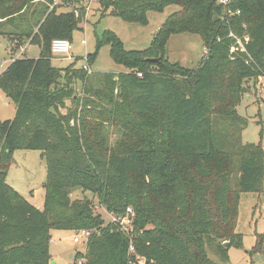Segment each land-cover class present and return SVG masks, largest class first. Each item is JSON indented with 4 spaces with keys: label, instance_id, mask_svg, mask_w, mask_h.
<instances>
[{
    "label": "trees",
    "instance_id": "obj_1",
    "mask_svg": "<svg viewBox=\"0 0 264 264\" xmlns=\"http://www.w3.org/2000/svg\"><path fill=\"white\" fill-rule=\"evenodd\" d=\"M53 1L0 0V19L22 26L16 46L27 39L40 50L0 69V91L15 105L12 119H0V264H49L51 231L82 230L90 235L75 264H139L136 256L143 264H228L229 250L243 247L239 197L264 190V148L242 144L247 121L236 113L248 82L264 79V0H98L102 17L140 25L150 11L179 7L144 51H126L110 31L97 38L96 50L109 46L127 69L120 74L52 65V40L72 41L88 0H59L71 8L59 14ZM179 34L201 39L196 68L168 61V40ZM95 56L87 54L88 66ZM218 100L225 130L212 118ZM16 149L45 154L41 211L6 183ZM75 191L83 198L72 199ZM94 201L116 216L131 207L133 239L104 223ZM259 236L251 252L264 255Z\"/></svg>",
    "mask_w": 264,
    "mask_h": 264
},
{
    "label": "rangeland",
    "instance_id": "obj_2",
    "mask_svg": "<svg viewBox=\"0 0 264 264\" xmlns=\"http://www.w3.org/2000/svg\"><path fill=\"white\" fill-rule=\"evenodd\" d=\"M178 9L179 7L170 5L160 13L150 11L146 15L147 24L140 25L133 22H124L115 16L105 15L102 17V9L98 0H88L83 20L79 25L81 29L74 32L70 42L71 50L69 54L51 56V63L59 68H68L69 65L73 64V68L80 69L85 65V55L96 52L94 62L89 66L91 72L127 73L125 67L111 60L109 46L104 45L96 50L97 38L104 31H110L120 40L126 51H144L150 45L162 23ZM26 41L27 39L24 40V43ZM81 41H85V46L81 44ZM237 44L239 48H243L239 39ZM167 50V58L170 63L177 62L188 69L196 68L206 52L201 39L197 35L192 34L172 35L168 40ZM37 51L39 52L38 47L30 46L24 56L26 55L27 58L34 57ZM66 56L73 57V61L60 60V58ZM8 59L9 56L6 51L1 48L0 61ZM246 87V93L236 108L237 115L247 121L241 132L240 139L243 145L254 144L264 148V79L259 78L250 81ZM73 89L74 93L81 97L82 85L80 83L75 84ZM66 104L71 107L70 100ZM214 105L215 110L212 112L213 121L220 130H225L227 114L223 107L224 101L220 103L218 100ZM62 113H65V110H62ZM14 114V103L0 91V119L2 121L10 120L14 117ZM109 138L110 142L113 143L115 138L111 132L109 133ZM11 160L7 169L6 183L36 209L43 210L44 189L42 184L46 178L45 154L37 150L16 149L11 156ZM137 168L138 163H135L132 170L136 171ZM136 176L137 174H133V178H136ZM83 196L80 191H75L71 197L72 199H80ZM85 196L89 199L92 198L90 194H85ZM127 209H131V212L126 210L122 216L130 218L127 220V223H130L131 219H134L135 214L131 207ZM94 211L102 217L104 223L109 222L108 214L110 212L99 206L96 201H94ZM235 232L242 235L243 247L239 250L233 248L229 250L228 264H264L263 254L251 252L257 234H260L259 240L262 247H264V190L259 194L242 193L240 195ZM73 237L74 232L51 231L49 244L51 261L49 264H75L76 254L82 253L84 247L82 243H73ZM128 237L130 240L133 239V235ZM210 257L217 261V258L213 255L210 254ZM135 260L139 264H143L141 258L136 256Z\"/></svg>",
    "mask_w": 264,
    "mask_h": 264
},
{
    "label": "crops",
    "instance_id": "obj_3",
    "mask_svg": "<svg viewBox=\"0 0 264 264\" xmlns=\"http://www.w3.org/2000/svg\"><path fill=\"white\" fill-rule=\"evenodd\" d=\"M53 7H56V13L57 14L65 13V12H68L71 10V8H68L67 6L60 4L59 0L53 1V5L50 7V9ZM21 27L22 26L20 25V23L16 19H13L12 21H9V20L6 21L5 19H0V49L1 48L4 49L7 53V55L9 56L8 60L0 61L3 64V66L0 67L1 71H3L9 65V63L11 61H13L14 59L23 58V57L27 58V56L26 55L24 56V54L27 53V50H29V47L30 46H36V45L30 44L29 40H27L24 43V45H22L21 47L16 46V44H17L16 36H17L18 32L20 31ZM35 31H36V29H35ZM83 46H85V45H83ZM36 47H38V46H36ZM38 49H39V47H38ZM39 52H40V50H39ZM39 52L37 51L36 55L34 57H31V58H33V59L38 58ZM60 60H62V61L67 60V61L72 62L73 57L66 56L64 58H60Z\"/></svg>",
    "mask_w": 264,
    "mask_h": 264
},
{
    "label": "built area",
    "instance_id": "obj_4",
    "mask_svg": "<svg viewBox=\"0 0 264 264\" xmlns=\"http://www.w3.org/2000/svg\"><path fill=\"white\" fill-rule=\"evenodd\" d=\"M229 1L230 0H217V2L222 5H227ZM238 13L239 12H236V14ZM229 36H232V34L230 33ZM81 44L85 45V41H81ZM70 50H71V45L69 41L65 39H54L51 42V54L54 57L67 55L69 54ZM241 50H243V48ZM84 61H85V65H83L82 69L90 73L91 71L87 64V55H85ZM2 66L3 64L0 62V67ZM127 211L131 212V209H127ZM108 216H109V223L117 225L119 230L122 231L125 235L131 236V233L133 230L132 229V222H133L132 219L130 223H127V220H129L130 218L128 219V218H124V216H116L113 213L108 214ZM89 235H90V232L86 230L77 231L74 233V237L72 241L75 244H79V243L83 244L84 251L82 252V254H84L86 251V245H87V240H88ZM129 250H130V253H134V250L131 245H130ZM81 263H82V259H78L77 264H81Z\"/></svg>",
    "mask_w": 264,
    "mask_h": 264
},
{
    "label": "water",
    "instance_id": "obj_5",
    "mask_svg": "<svg viewBox=\"0 0 264 264\" xmlns=\"http://www.w3.org/2000/svg\"><path fill=\"white\" fill-rule=\"evenodd\" d=\"M148 61H150V62H157L158 60L157 59H148Z\"/></svg>",
    "mask_w": 264,
    "mask_h": 264
}]
</instances>
